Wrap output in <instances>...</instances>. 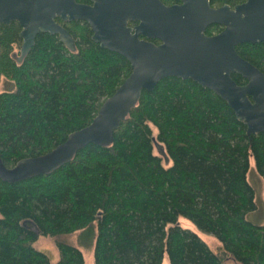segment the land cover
<instances>
[{"label": "trees", "instance_id": "16d2710c", "mask_svg": "<svg viewBox=\"0 0 264 264\" xmlns=\"http://www.w3.org/2000/svg\"><path fill=\"white\" fill-rule=\"evenodd\" d=\"M209 1L233 7L245 0ZM57 21L76 49L39 32L21 61L20 25H0V81L12 83L0 90V160L8 168L87 125L130 72L125 57L92 40L87 22ZM221 28L212 24L205 33ZM235 48L264 72V41ZM154 140L164 145L169 166L154 153ZM250 158L264 181V132L248 135L212 90L190 78L164 77L141 90L108 144L89 143L47 173L0 179V264H85L82 251L62 236L93 224L94 264H161L164 254L169 264H223L229 257L264 264V225L246 217L256 208ZM180 216L214 235L219 251L183 228ZM39 235L54 239L56 262L35 248Z\"/></svg>", "mask_w": 264, "mask_h": 264}, {"label": "water", "instance_id": "95a60500", "mask_svg": "<svg viewBox=\"0 0 264 264\" xmlns=\"http://www.w3.org/2000/svg\"><path fill=\"white\" fill-rule=\"evenodd\" d=\"M90 2L0 0V25L17 21L21 27L17 61L26 55L39 32L55 34L67 49H76L72 34L55 20L60 17L87 22L94 42L119 53L130 64L129 74L103 100L87 125L43 155L23 159L10 168L0 160V179L11 182L47 173L89 143L108 144L113 130L136 105L141 90H152L167 76L190 78L212 90L246 125L248 135L264 132V72L235 48L244 42L264 41V0H245L233 7H215L209 0H178L170 5L162 0ZM212 24L222 28L208 35L205 30ZM232 73L246 82L236 83Z\"/></svg>", "mask_w": 264, "mask_h": 264}, {"label": "rangeland", "instance_id": "374dc122", "mask_svg": "<svg viewBox=\"0 0 264 264\" xmlns=\"http://www.w3.org/2000/svg\"><path fill=\"white\" fill-rule=\"evenodd\" d=\"M12 87V83L2 79L0 81V90H6ZM153 130V136H156V129L154 126L151 127ZM154 153L158 155L164 166H169L171 164V159L169 158L164 145L154 140L153 142ZM247 179L254 188V202L256 208L247 213L246 217L248 220L255 224L264 225V181L262 177L256 171L254 161L252 158L249 159V169L247 172ZM179 224L186 229H189L195 232L213 252L219 251L220 242L218 239L210 234L200 230L191 220L180 216L178 218ZM25 223L31 227H35L33 222L25 220ZM96 234L95 224L90 225L89 227L75 232L70 235H63L62 239L76 247H78L83 255L85 264H94L93 263V242ZM34 246L39 251L45 253L50 262L54 263L58 259V251L54 243V239L50 236L39 235ZM161 264H169L168 257L164 254ZM223 264H237L231 257L223 260Z\"/></svg>", "mask_w": 264, "mask_h": 264}, {"label": "flooded vegetation", "instance_id": "af4514ba", "mask_svg": "<svg viewBox=\"0 0 264 264\" xmlns=\"http://www.w3.org/2000/svg\"><path fill=\"white\" fill-rule=\"evenodd\" d=\"M178 1V0H177ZM77 2H80V3H86V4H90V0H80V1H77ZM175 3H178V2H175ZM173 4V3H172ZM57 18H60V17H56L55 20L57 21ZM63 21V20H62ZM59 22V21H57ZM129 24V23H128ZM130 24H135V22H130ZM151 41L152 40H157V39H150ZM154 42V41H153ZM155 43V42H154ZM157 43H159V41L157 40Z\"/></svg>", "mask_w": 264, "mask_h": 264}]
</instances>
